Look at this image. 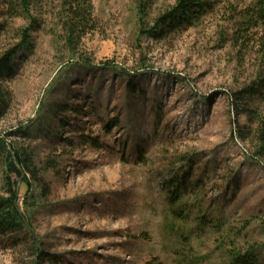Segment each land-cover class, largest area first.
I'll return each instance as SVG.
<instances>
[{"label": "rangeland", "instance_id": "obj_1", "mask_svg": "<svg viewBox=\"0 0 264 264\" xmlns=\"http://www.w3.org/2000/svg\"><path fill=\"white\" fill-rule=\"evenodd\" d=\"M86 1L94 29L78 56L61 1L42 0L33 50L1 84L0 139L29 170L11 176L28 227L0 236V264H264L258 104L235 97L259 74L264 32L238 31L256 0L213 1L164 34L150 28L174 0H154L143 34L135 0ZM5 177L0 154L1 196Z\"/></svg>", "mask_w": 264, "mask_h": 264}, {"label": "trees", "instance_id": "obj_2", "mask_svg": "<svg viewBox=\"0 0 264 264\" xmlns=\"http://www.w3.org/2000/svg\"><path fill=\"white\" fill-rule=\"evenodd\" d=\"M41 1H6L7 21L0 29L1 37L5 40L2 47L0 46V119L4 117L10 104L9 91L1 84L15 78L18 56L33 50L32 33L40 28V20L33 15L32 8L39 7ZM59 1L62 3L64 12L63 29L66 34V46L71 56L76 57L85 36L94 29L93 8L86 0ZM213 1L216 0H174L172 6L154 17L153 26L150 29L155 34H164L169 29L175 28L176 24L198 20L207 10L211 9ZM154 3V0H135L141 34L149 31L146 27ZM19 19H24L28 25L16 27L15 22ZM10 24H12L11 28H9ZM254 27L261 28L264 32V0H256L254 6L244 11L238 31L241 33ZM260 48L262 59L258 76L235 94L237 100L248 99L251 103L258 104L255 109L247 111L249 123L254 126L253 136L258 147V155H262L264 152V34ZM0 154L4 158L6 169V196L0 195V236H6L28 227L27 216L21 212L16 182L12 181L11 176L22 178L23 171L29 170V163L17 149L10 148L3 139H0ZM24 182L30 186L26 178H24ZM229 264H259V262L253 253L244 255L238 253L232 255Z\"/></svg>", "mask_w": 264, "mask_h": 264}]
</instances>
